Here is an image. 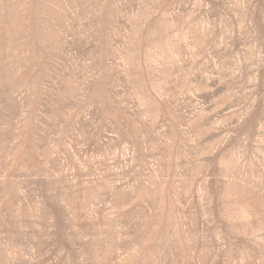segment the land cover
I'll return each instance as SVG.
<instances>
[{
  "label": "rangeland",
  "instance_id": "374dc122",
  "mask_svg": "<svg viewBox=\"0 0 264 264\" xmlns=\"http://www.w3.org/2000/svg\"><path fill=\"white\" fill-rule=\"evenodd\" d=\"M0 264H264V0H0Z\"/></svg>",
  "mask_w": 264,
  "mask_h": 264
}]
</instances>
